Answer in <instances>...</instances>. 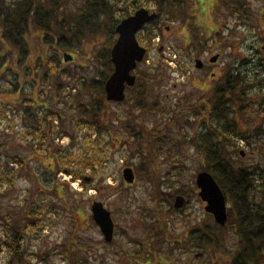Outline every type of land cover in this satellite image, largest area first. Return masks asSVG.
Returning a JSON list of instances; mask_svg holds the SVG:
<instances>
[{"label": "rangeland", "instance_id": "obj_1", "mask_svg": "<svg viewBox=\"0 0 264 264\" xmlns=\"http://www.w3.org/2000/svg\"><path fill=\"white\" fill-rule=\"evenodd\" d=\"M226 1L183 0L187 15L175 12L176 19H170L165 8L160 10L151 0L139 1L138 7L120 3L116 8L113 19L118 21L141 8L156 15L160 10L157 23L148 24L144 30L153 36L151 41L139 35V44L146 47L147 53L134 72L161 79L147 88L150 100L160 103L155 112L138 111L128 91L122 103L106 101L108 116L104 121L108 130H97V118L91 123L83 120L89 119L82 114L83 108L94 105L96 100L83 94L78 103L73 102L76 85L96 78L101 68L89 54V46L78 50L73 44L68 47V43L44 49L50 55V66L44 67L49 74L43 83L40 81L41 94L35 92L31 96L46 109L62 110V121L40 108V118L34 125L36 121L30 122L27 117L22 120L21 112L11 106H5V113L0 106L2 149L26 156L30 170L18 176L5 202L18 217H23L28 209L35 217L26 229L23 244L29 246L30 253L45 258L36 261L28 257L31 264H72L66 247L73 251L77 264H212L206 249H199L189 239L190 229L196 227L210 228L208 233L222 237L230 247L234 245L233 230L218 229L212 216L204 211L206 204L198 196L196 186L197 174L204 172V160L186 142L207 129H214L221 140L219 134L227 119L213 120L201 97L229 69L241 71L254 85L243 97L251 100L252 112L241 120L232 114L228 121H237L236 133L248 134L249 128L264 130V0H240L239 9ZM64 2V8L59 10L61 16L72 18L84 0ZM104 20L109 23L107 18ZM27 40L36 55L40 44L32 38ZM64 55L72 60L65 62ZM216 55L217 61L209 64L208 59ZM196 60L202 62V70L195 68ZM56 81L62 85L61 91L57 90ZM31 89L25 85L26 93ZM229 136L232 141L226 142L225 149L231 158L236 164L257 165L255 183H264V147L259 150L264 133L259 139L251 133L250 144ZM88 161L93 168L84 170L81 163ZM53 162L57 168L49 165ZM60 164H68L82 179L71 183L70 176L55 174ZM11 167L17 169L15 164ZM126 168L133 171L132 184L123 179ZM63 181L70 187L64 190L67 204L56 192L58 182ZM254 196L255 200L260 198L258 193ZM176 197L183 199L180 208H174ZM94 202L102 203L111 213V243L104 241L92 220ZM5 262L6 253L1 251L0 264Z\"/></svg>", "mask_w": 264, "mask_h": 264}, {"label": "trees", "instance_id": "obj_2", "mask_svg": "<svg viewBox=\"0 0 264 264\" xmlns=\"http://www.w3.org/2000/svg\"><path fill=\"white\" fill-rule=\"evenodd\" d=\"M139 1L144 0H84L71 18L62 17L59 11L64 8V0H0V106L3 109L5 106H11L15 111L21 112L22 120L27 117L30 122L36 121L34 125L40 118L38 113L40 108L49 111L50 114H54L62 121V110L58 111L60 114L53 112L31 97L35 92L41 94L43 88H40V81L43 83L49 74V69L46 71L44 67L47 65L49 68L50 55L47 56L44 49L46 47L54 48L57 43H60L61 46L68 43V47L70 44L72 47L73 44L77 46L78 50L89 46V54H92L97 60L101 70L97 72L96 78L84 79L79 86L77 84L76 92L72 89L75 92L72 101L78 103L83 94L94 97L96 103L90 104V107L82 110L84 116H89V119L83 120L90 122L97 118V130L100 131L102 128L108 130L106 128L108 124L104 121L108 116L104 83L113 71L110 50L117 37L115 27L119 23L118 20L113 19V15L120 3L127 7H138ZM151 1L156 2L160 10L165 8L164 13L166 15L168 13V17L171 16L170 19H176L175 12L187 15L183 0ZM224 3H230L236 9L242 6L240 0H227ZM159 9L158 12L160 13ZM159 13H157L156 20L152 22L153 24L157 23ZM105 18L109 23L104 20ZM145 29V27L142 29L143 37L147 42H150L153 36L146 34ZM29 38L40 44V49L36 50V55L31 52L27 40ZM75 40L76 42L73 43ZM42 66L44 71L41 70ZM149 75L146 76L143 72L137 73L135 85L129 89V93H132L134 99V107L143 113L155 112L160 105L155 99L150 100V93H148L147 88L149 84H153V81L158 82L161 79L155 75L152 77ZM75 81L79 82L78 74ZM56 82L57 90L61 91L62 85H59L58 81ZM26 84L32 88L30 93L25 92ZM252 85L254 83H251L239 70L229 69L225 74L219 76L204 93L205 97H201V103L206 104L213 120L219 122L227 119L219 134L221 140L214 129H207L205 132L189 137V140L186 141L202 155L203 170L212 175L229 205L225 225H216V227L218 229L219 227L221 229L230 228L236 237L234 245L230 247L226 245L222 237L218 238L213 233H208L210 228L196 227L190 229V241L196 242L199 249H206L205 252L212 258V264H264V183H260L258 186L255 183L254 175L258 171L257 165L236 164L225 149L226 142L232 141V137L229 135L239 137L241 141L244 140L249 143L253 136L259 139L260 135L264 133L261 128L247 129L249 135L236 133L234 128L237 121H232L230 124L231 121L229 122L227 118L234 114L233 118L241 120L252 112L251 100L248 99L247 101L246 98H243L248 87ZM233 105L235 108L232 107ZM46 115L45 113V117ZM105 116L106 119H104ZM31 128L33 129V126ZM67 136L72 137L69 134ZM259 145V150H262L264 141ZM237 152L239 153V150ZM239 155H242L241 151ZM26 158L19 153H8L2 149L0 143V252L6 253L5 264H31L27 260L28 257H32L36 261H39V258L40 260L45 258L42 255L43 258L41 259L39 253H30L29 246L23 244L26 229L35 220L33 213L28 209L23 217H18L13 208L5 202L10 192L9 189L18 176L30 171L25 161ZM69 163L74 165L72 161ZM12 164L17 166L15 171L11 167ZM49 165L57 168L54 162ZM81 165L84 170L93 168L89 161L82 162ZM58 173L70 176L71 183L82 179L81 174L69 167L68 164H60L55 171V174ZM58 186L57 195L60 200L67 204L64 190L66 187L70 188L69 184L63 181L58 182ZM254 193L260 194L258 200H255ZM151 243L152 248H154L153 241ZM65 250L66 255L71 259V263L77 264L78 260L74 261L72 257L73 251L68 250L67 247ZM44 253L46 255L48 251Z\"/></svg>", "mask_w": 264, "mask_h": 264}, {"label": "water", "instance_id": "obj_3", "mask_svg": "<svg viewBox=\"0 0 264 264\" xmlns=\"http://www.w3.org/2000/svg\"><path fill=\"white\" fill-rule=\"evenodd\" d=\"M156 18L155 13L141 8L133 15L122 19L115 27L117 38L110 50V61L113 65V72L104 83L105 99L108 102L121 103L125 100V91L131 88L136 81L132 72L137 68L145 54L146 49L137 41V33L147 24ZM264 48V47H263ZM218 55L211 57L210 62H215ZM72 57L64 55V61H71ZM202 62L195 61V68L201 69ZM123 179L127 184H132L134 174L132 169L126 168L122 172ZM88 181V179H86ZM196 186L200 190L198 196L202 202L206 203L204 211L210 214L214 222L225 225L227 221V205L225 197L215 182L212 175L206 171L200 172L196 176ZM183 199L176 197L174 208L182 206ZM92 220L99 228L100 233L106 243L113 240L114 223L111 213L100 202L91 205Z\"/></svg>", "mask_w": 264, "mask_h": 264}, {"label": "flooded vegetation", "instance_id": "obj_4", "mask_svg": "<svg viewBox=\"0 0 264 264\" xmlns=\"http://www.w3.org/2000/svg\"><path fill=\"white\" fill-rule=\"evenodd\" d=\"M126 13V12H125ZM152 13V12H151ZM130 15H133V14H130ZM130 15H128V14H125V16H123V17H127V16H130ZM167 30H168V28H167ZM144 48H146V47H144ZM146 51H147V49H146ZM147 53V52H146ZM145 56H146V54H145ZM213 57V56H212ZM218 57H219V55H218ZM210 59H211V57L208 59V63L209 64H211L212 62H210ZM218 59V58H217ZM217 61V60H216ZM215 61V62H216ZM215 62H213V63H215ZM202 68H203V65H202ZM202 70V69H201ZM136 71V69L133 71V72H135ZM134 74V73H133ZM129 91V89L127 88L126 89V92H128Z\"/></svg>", "mask_w": 264, "mask_h": 264}]
</instances>
